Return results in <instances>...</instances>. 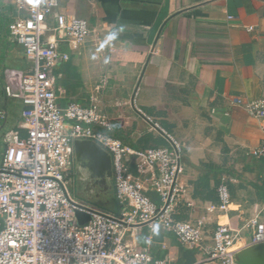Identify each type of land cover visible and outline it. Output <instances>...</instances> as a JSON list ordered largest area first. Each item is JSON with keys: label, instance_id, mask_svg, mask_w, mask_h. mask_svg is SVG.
Listing matches in <instances>:
<instances>
[{"label": "crops", "instance_id": "obj_1", "mask_svg": "<svg viewBox=\"0 0 264 264\" xmlns=\"http://www.w3.org/2000/svg\"><path fill=\"white\" fill-rule=\"evenodd\" d=\"M0 8L5 30L13 11L8 0ZM56 13L91 26L75 48L60 47L69 60L53 72L59 105H96L111 134L133 149L167 145L169 137L181 147L177 218L200 226L202 249L212 247L219 224L264 223V158L254 154L264 122L245 110L264 99V0H59ZM46 28L54 40V23ZM6 42L0 88L5 70L26 65L23 49L8 35ZM221 180L231 197L225 215L216 209ZM114 202L102 209L116 212ZM135 232L138 248L154 258L195 264L202 256L158 225ZM245 257L264 264V244Z\"/></svg>", "mask_w": 264, "mask_h": 264}, {"label": "built area", "instance_id": "obj_2", "mask_svg": "<svg viewBox=\"0 0 264 264\" xmlns=\"http://www.w3.org/2000/svg\"><path fill=\"white\" fill-rule=\"evenodd\" d=\"M8 2L13 11L8 38L23 49L26 65L22 71L3 72L5 103L21 108L15 125L2 135L0 264H172L170 256L154 258L134 240L135 231L143 226L150 231L154 225L176 236L185 248L200 250L195 264H239L241 252L264 244V223L254 217L240 228L219 224L212 247L202 249L200 226L177 218L183 196L178 182L181 147L169 137L167 145L133 149L109 135L112 127L96 105L58 103L53 72L59 62L69 60L60 47L75 48L91 33L90 24L56 13L59 0ZM51 21L54 40L46 28ZM245 110L264 122V99L247 103ZM7 118L0 109V131ZM262 134L254 154L264 158V124ZM76 140L93 141L111 156L116 212L78 197ZM216 196V209L225 215L231 197L222 180ZM76 213L88 221L79 225Z\"/></svg>", "mask_w": 264, "mask_h": 264}, {"label": "water", "instance_id": "obj_3", "mask_svg": "<svg viewBox=\"0 0 264 264\" xmlns=\"http://www.w3.org/2000/svg\"><path fill=\"white\" fill-rule=\"evenodd\" d=\"M73 147L78 197L89 202L94 201L95 204L112 211L115 202L111 156L93 141L76 140L73 143ZM101 196H105L106 200L99 199ZM76 218L79 225L88 221V216L81 213H76ZM247 250L237 256L239 264H258L251 261L248 257L241 261L239 260V257Z\"/></svg>", "mask_w": 264, "mask_h": 264}, {"label": "rangeland", "instance_id": "obj_4", "mask_svg": "<svg viewBox=\"0 0 264 264\" xmlns=\"http://www.w3.org/2000/svg\"><path fill=\"white\" fill-rule=\"evenodd\" d=\"M0 109L6 111L7 115H8V118H7V121H6V125L0 131V153H1L2 149H3L2 148L3 147V145H2V135L8 128H10V127H12V125H14V123L16 121V118H17V115H18V112H19V109H20V106L17 105L16 102H11L10 104L6 105L1 88H0ZM99 199H104V201H105L106 197L105 196H103V197L101 196V197H99ZM85 201H87V200H85ZM87 202H89V201H87ZM89 203L91 205H93V206L104 208V207H101L98 204H95L94 201H90Z\"/></svg>", "mask_w": 264, "mask_h": 264}, {"label": "trees", "instance_id": "obj_5", "mask_svg": "<svg viewBox=\"0 0 264 264\" xmlns=\"http://www.w3.org/2000/svg\"><path fill=\"white\" fill-rule=\"evenodd\" d=\"M2 8H0V17L2 15ZM8 29L5 28V30H0V69L2 68V64L4 62V59H5V56H6V53H7V50L9 48V43L6 42V37L8 35ZM111 137H114V138H119V137H116L114 136L113 134H109ZM120 139V138H119ZM121 141L126 144V142H124L122 139Z\"/></svg>", "mask_w": 264, "mask_h": 264}, {"label": "flooded vegetation", "instance_id": "obj_6", "mask_svg": "<svg viewBox=\"0 0 264 264\" xmlns=\"http://www.w3.org/2000/svg\"><path fill=\"white\" fill-rule=\"evenodd\" d=\"M76 172V171H75ZM76 184H77V173H76V182H75Z\"/></svg>", "mask_w": 264, "mask_h": 264}]
</instances>
